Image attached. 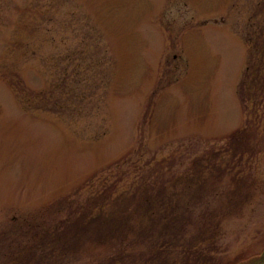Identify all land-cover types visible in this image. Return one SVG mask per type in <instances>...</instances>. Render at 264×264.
<instances>
[{"label": "rangeland", "instance_id": "374dc122", "mask_svg": "<svg viewBox=\"0 0 264 264\" xmlns=\"http://www.w3.org/2000/svg\"><path fill=\"white\" fill-rule=\"evenodd\" d=\"M263 250L264 0H0V264Z\"/></svg>", "mask_w": 264, "mask_h": 264}, {"label": "trees", "instance_id": "16d2710c", "mask_svg": "<svg viewBox=\"0 0 264 264\" xmlns=\"http://www.w3.org/2000/svg\"><path fill=\"white\" fill-rule=\"evenodd\" d=\"M242 132L246 134V131L245 130H242L241 132L240 131L239 132H236L235 134L237 135V134L242 133ZM229 140H232V139L230 138ZM161 210L164 211L163 209H161ZM153 213H154L153 210H151V213L149 215H152ZM207 262L208 261H205L203 263L206 264ZM262 263H264V250H263V252L258 257L254 258V259L248 260L246 262H241V260L240 261L238 260L234 264H262ZM112 264H114V263H112Z\"/></svg>", "mask_w": 264, "mask_h": 264}]
</instances>
